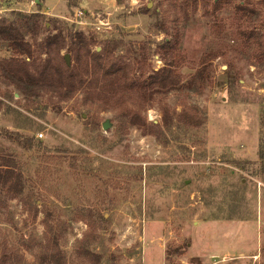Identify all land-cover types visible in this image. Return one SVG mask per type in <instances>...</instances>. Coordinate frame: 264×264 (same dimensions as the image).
I'll return each instance as SVG.
<instances>
[{"label":"rangeland","instance_id":"374dc122","mask_svg":"<svg viewBox=\"0 0 264 264\" xmlns=\"http://www.w3.org/2000/svg\"><path fill=\"white\" fill-rule=\"evenodd\" d=\"M20 12L47 24L39 40L84 33L134 73L146 58V77L169 66L166 41L184 59L179 90L152 106L97 70L67 100H29L0 77V132L44 143L26 151L0 135L29 188L0 187V264H51L40 259L55 234L67 264H101L77 249L90 234L105 264H264V0H0V19ZM209 54L204 84L181 90ZM13 55L0 46V58ZM161 105L199 107L206 135L176 121L159 137L124 127L130 111L161 121Z\"/></svg>","mask_w":264,"mask_h":264},{"label":"trees","instance_id":"16d2710c","mask_svg":"<svg viewBox=\"0 0 264 264\" xmlns=\"http://www.w3.org/2000/svg\"><path fill=\"white\" fill-rule=\"evenodd\" d=\"M40 17L39 13L24 14L20 12L14 21L8 17L0 19V46L10 49L15 54L9 59L0 58V77L8 86H14L29 100L39 98L43 92L56 93L62 99H70L77 87L84 84L87 75L91 71L95 72V70L101 71L107 84L120 85L125 90L133 91V94L136 95L135 100H137L134 101L135 104L152 106L154 95L160 94L163 89L179 90L182 80L177 69L181 66L184 57L179 55L172 41H166L164 44L166 48L164 54L169 57V60L167 59L169 66L160 68L146 77L145 74H142L147 64L146 58L142 59V63L139 64L140 67L134 73V68H131L132 65L124 63V60L117 62V60L107 58L110 54L108 47L104 48L105 52L103 53L102 51H94L92 46L95 45L96 41L94 39L88 40L84 33H78L77 38L76 36L75 38L71 37L69 45L65 41V36L60 32L39 40V35L45 25L47 26ZM244 34L248 41L252 40V37H256L255 32H245ZM28 37L32 40L30 39V41ZM260 44L263 46L260 53L264 54V44L261 42ZM66 45L69 46L68 50L72 52L74 59L72 63L71 56L70 64L65 59V54L64 56L61 54V50ZM212 56L214 55L209 54L203 58L202 66L182 85L181 90H198V87L204 84L205 72L202 67H205L206 63H210L209 59ZM229 71L231 70L229 69ZM122 105H124L123 101ZM160 110L162 120L153 122H149L140 112L130 111L124 127L137 126L144 132L156 134L159 137L160 134H164L165 128L170 129L173 121H176L184 126L201 127L206 135L207 116L199 107H186L182 112L175 113V109L161 105ZM122 120L124 121L123 116ZM0 135H4L5 137L2 136L4 139L17 143L26 151L35 149L40 152L43 148L42 140H36L19 132L1 129ZM261 145H264V135ZM261 155L264 157L262 151ZM15 163L13 156L0 146V187L9 193L22 195L29 188L27 187V180L24 179L23 166L17 164L15 168ZM88 216L91 218V213ZM93 234L95 235V233ZM58 238L59 236L56 234L52 236L50 242L54 245V249L51 253L43 251L40 261L44 260L47 261L45 263L51 264L68 263L67 256L62 254L57 246ZM92 241L90 234V237L85 239L84 244L77 247L78 251L83 257H92L99 263L105 264V255L103 253L96 255L90 249L93 244L90 243ZM117 260L118 258L112 255V264H118Z\"/></svg>","mask_w":264,"mask_h":264},{"label":"water","instance_id":"95a60500","mask_svg":"<svg viewBox=\"0 0 264 264\" xmlns=\"http://www.w3.org/2000/svg\"><path fill=\"white\" fill-rule=\"evenodd\" d=\"M65 59L67 60L68 64L71 63V55L69 53L65 54ZM111 126L112 125H111V122L109 120L105 121L103 124L104 129H108Z\"/></svg>","mask_w":264,"mask_h":264},{"label":"built area","instance_id":"2783aa9c","mask_svg":"<svg viewBox=\"0 0 264 264\" xmlns=\"http://www.w3.org/2000/svg\"><path fill=\"white\" fill-rule=\"evenodd\" d=\"M40 136H43V134H40Z\"/></svg>","mask_w":264,"mask_h":264}]
</instances>
